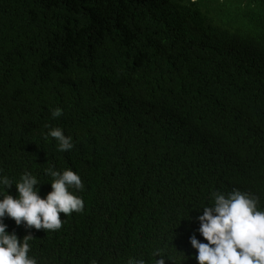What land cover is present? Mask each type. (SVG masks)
<instances>
[{"label": "trees", "instance_id": "1", "mask_svg": "<svg viewBox=\"0 0 264 264\" xmlns=\"http://www.w3.org/2000/svg\"><path fill=\"white\" fill-rule=\"evenodd\" d=\"M49 167L79 174L84 210L18 230L37 264H197L213 192L264 209V0H0V174L43 198Z\"/></svg>", "mask_w": 264, "mask_h": 264}, {"label": "clouds", "instance_id": "2", "mask_svg": "<svg viewBox=\"0 0 264 264\" xmlns=\"http://www.w3.org/2000/svg\"><path fill=\"white\" fill-rule=\"evenodd\" d=\"M61 114L59 108L51 113L53 117ZM49 137L56 141L60 152L74 147L72 137L65 136L59 127L49 128L45 139ZM44 174L51 178V191L43 198L39 195L41 183L31 172L24 171L15 182L0 174V264H37L35 249L42 245L38 243L41 240H33L30 233L21 234L18 230L25 227L56 231L62 227L60 213L66 216L84 210L83 199L76 195L84 188L78 173L70 168L58 171L49 167ZM13 186L15 196L6 191ZM211 200V205L201 208L202 213L196 217L199 223L196 231L206 242L198 241L195 235L189 237L197 264H264V209L258 206V197L234 189L227 194L213 192ZM5 217L15 223L4 220ZM153 257L154 264H165L167 258L159 249ZM58 259L62 264L80 261L66 260L60 254ZM128 264L146 261L133 258Z\"/></svg>", "mask_w": 264, "mask_h": 264}]
</instances>
